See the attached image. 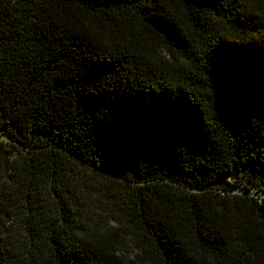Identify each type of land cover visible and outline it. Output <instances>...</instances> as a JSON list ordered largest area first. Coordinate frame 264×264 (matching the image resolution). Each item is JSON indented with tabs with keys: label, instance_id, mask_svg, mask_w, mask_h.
I'll return each mask as SVG.
<instances>
[{
	"label": "trees",
	"instance_id": "obj_1",
	"mask_svg": "<svg viewBox=\"0 0 264 264\" xmlns=\"http://www.w3.org/2000/svg\"><path fill=\"white\" fill-rule=\"evenodd\" d=\"M0 264H264V0H0Z\"/></svg>",
	"mask_w": 264,
	"mask_h": 264
}]
</instances>
